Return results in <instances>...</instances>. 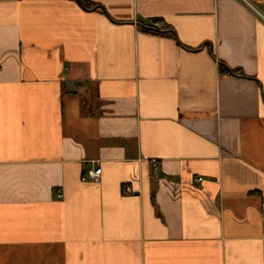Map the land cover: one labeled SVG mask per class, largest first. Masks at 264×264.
<instances>
[{"label":"crops","instance_id":"obj_1","mask_svg":"<svg viewBox=\"0 0 264 264\" xmlns=\"http://www.w3.org/2000/svg\"><path fill=\"white\" fill-rule=\"evenodd\" d=\"M88 1L0 0V264H264V0Z\"/></svg>","mask_w":264,"mask_h":264},{"label":"built area","instance_id":"obj_2","mask_svg":"<svg viewBox=\"0 0 264 264\" xmlns=\"http://www.w3.org/2000/svg\"><path fill=\"white\" fill-rule=\"evenodd\" d=\"M101 177H102V168L101 166H92L89 167L84 174L82 175V181L84 182H90V183H99L101 181ZM199 180H202V178H200ZM138 191L134 190L130 185H125L123 187V193L127 194V195H134L136 194ZM58 197H62L61 194L58 195ZM263 237H264V226H263Z\"/></svg>","mask_w":264,"mask_h":264},{"label":"trees","instance_id":"obj_3","mask_svg":"<svg viewBox=\"0 0 264 264\" xmlns=\"http://www.w3.org/2000/svg\"><path fill=\"white\" fill-rule=\"evenodd\" d=\"M81 6H83V8L85 9H97L99 8V4L94 3V2H90L88 0H77ZM160 20L159 19H155L153 20L152 24L146 25L144 28L148 31L154 32V33H163V27L162 24H160ZM224 70V68H223Z\"/></svg>","mask_w":264,"mask_h":264}]
</instances>
